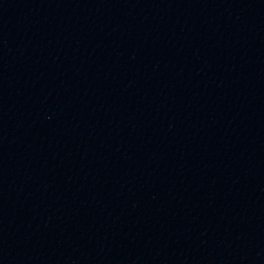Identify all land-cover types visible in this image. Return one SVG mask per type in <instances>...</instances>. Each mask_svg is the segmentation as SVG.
Instances as JSON below:
<instances>
[{"label": "water", "instance_id": "obj_1", "mask_svg": "<svg viewBox=\"0 0 264 264\" xmlns=\"http://www.w3.org/2000/svg\"><path fill=\"white\" fill-rule=\"evenodd\" d=\"M0 264H264V0H0Z\"/></svg>", "mask_w": 264, "mask_h": 264}]
</instances>
